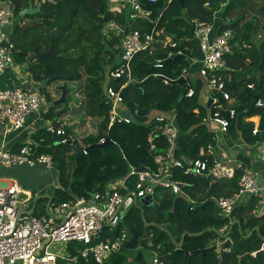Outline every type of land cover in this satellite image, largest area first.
Listing matches in <instances>:
<instances>
[{"label":"trees","instance_id":"obj_1","mask_svg":"<svg viewBox=\"0 0 264 264\" xmlns=\"http://www.w3.org/2000/svg\"><path fill=\"white\" fill-rule=\"evenodd\" d=\"M8 1L14 8V15L22 21L20 12L28 6L29 0ZM107 3L108 0L46 2L42 5L40 14L24 17L34 23L40 22V26L23 33L21 26L17 24L11 35L15 61L27 64V70L36 83L43 85L44 80L52 75V67L60 58V72L67 78L57 81L63 82L67 89V102L69 93L81 95L72 110L81 118L79 126H83L86 119L94 121V132L80 140L73 134V126L65 128L64 136L51 135L44 128H38L32 134L31 138L37 144L36 154H49L53 157L58 179V186L50 198L53 206L80 198L89 200L94 193L104 194L110 182L128 175L130 166L154 171L156 166L153 156L147 150V138L155 126L154 116L148 124H144L149 113H174L178 130L174 159L181 161L187 158L195 161L208 158L207 148L215 143L213 133L207 130L205 121L209 113L215 110L208 109L201 103L205 82L199 75L195 77L189 72V60L199 53L197 43L191 35V20L212 23L214 16L219 14L222 21L227 19L229 22L225 25L222 23L218 32L228 29L232 31L229 42L231 53L225 55L226 69L221 72L224 91L232 99L230 104L223 103L224 108L235 112L230 119L226 111H221V115L229 120L228 130L223 135L225 144H233L237 133L249 143L264 139L263 118L255 136L251 134L252 124L244 121L247 117L257 115L244 113L253 96L264 103V0H185L184 8L177 2H170L158 19L156 9L162 6V0L149 5L153 11L152 22L133 21L129 24L132 30H137L142 36L154 34L156 40L150 51H140L130 61L131 81L140 83L151 77L141 87L127 83L126 76L113 81L108 78L109 71L115 69L118 63L120 38H106L101 29L109 20L124 25L125 16L109 12ZM206 3L208 7L205 6ZM248 11H252L255 17L248 18ZM159 31L162 34L155 35ZM259 35H262L260 41ZM165 40L169 44L163 46L160 42ZM35 49L38 53L52 49L53 53L30 63L28 60ZM173 55L184 58L147 70L152 60L160 63ZM184 69L187 71L186 87L175 83ZM249 71L254 74L240 77L242 73ZM70 83L76 86L75 90L67 86ZM108 85L114 90L123 86L121 109L123 112H130L138 122L137 125L114 122L108 128L109 107L104 102V88ZM249 85L252 88H248ZM188 89L193 90L191 97L186 96ZM41 90L51 102L49 94L43 88ZM56 92L61 95L59 88H56ZM60 105L63 104H52L42 119L58 126L57 119L61 115L57 108ZM69 136L76 139V142L78 140L83 147L96 145L102 138H109L114 145L107 146L103 151L92 148L85 154L70 143H61ZM153 143L155 154L165 153L167 150L161 137L155 138ZM20 147L19 144L15 145L12 151H18ZM201 149L204 150L202 155ZM37 166L42 167H35ZM172 172L173 179L182 185L183 195H174L169 190L158 188L151 206H132L115 230L105 228L93 244L106 238L114 239L122 232L126 234L127 240L120 251L110 254L103 264H141L142 256L141 259L136 256L132 261L129 253L147 248L148 242L153 245L151 250L158 251L159 260L163 264H264V213L253 214L255 201L236 206L229 218H222L218 216L212 200L230 197L237 192L239 173H235L230 179L216 180L211 177L184 175L178 169ZM126 181L131 188L135 179L128 177ZM189 207L191 209L188 212ZM31 214L40 215L36 208ZM234 221L237 224L232 225L228 237L232 242L231 247L222 250L220 254L212 250L204 255L194 253L214 246L218 239L224 241L221 235L228 232ZM224 227L227 229L220 234ZM183 235L181 249L191 253L187 259L176 253L177 244L181 243ZM158 245L160 248L156 250ZM82 248V244L70 243L66 252L75 254ZM252 253H255L254 257ZM56 264L67 263L57 260ZM74 264L96 263L92 255H89L86 259L79 258Z\"/></svg>","mask_w":264,"mask_h":264},{"label":"built area","instance_id":"obj_2","mask_svg":"<svg viewBox=\"0 0 264 264\" xmlns=\"http://www.w3.org/2000/svg\"><path fill=\"white\" fill-rule=\"evenodd\" d=\"M157 1L108 0L109 10L113 14L122 13L123 8L128 10L126 25L109 20L103 24L101 29L102 35L106 38L114 36L120 38V55L115 69L109 71L110 81L126 76L127 83H129L131 81L130 61L133 56L140 51L152 49L156 41L154 34L142 36L137 30H132L129 24L133 21L152 22L153 11L149 5L156 4ZM205 6L208 7V3ZM13 15L14 8L11 2L0 0V76L11 69L14 64L13 46L6 30L11 26ZM228 22L225 19L223 24ZM190 25L193 39L202 54L199 75L205 82L208 98L212 100L211 108L215 110L209 113L206 120L213 123L218 132L224 135L229 127V120L221 115V111H226L230 119L235 115L233 109L225 110L224 108L223 103L230 104L232 99L224 91V81L221 76V72L226 69L224 57L231 53L229 42L232 39V31L224 30L212 37L214 28L212 23L196 20ZM158 34H162V31L155 32V35ZM160 43L166 46L169 41L165 40ZM186 73L185 69L182 70L180 77L186 79ZM164 83L167 84V81ZM122 88L123 86L114 90L110 85L104 88V102L109 107L108 128L114 122L128 123L121 109ZM248 88H252V85ZM192 95L193 90L188 89L186 96L191 97ZM48 105L46 95L35 87H0V130L3 136L23 129L26 120L31 115L39 117ZM255 106L264 107V103L257 99ZM173 119L169 120L160 113L153 117L155 126L147 138L148 151L154 153L153 141L158 137H161L167 145L165 153H154L153 162L156 166L154 171L147 168L140 171L131 166L128 175L123 180L113 183L104 194H92L89 200L81 198L56 206L50 203L45 214L35 216L25 210V200L22 197L24 191L18 181L0 178V181H7V187L0 188V264H56L57 260L74 264L79 258L86 259L89 255H92L96 264H103L110 254L119 252L127 240L126 234L122 232L114 239L106 238L93 244L92 242L99 238L105 228L115 230L132 206H142L140 199L145 196L154 197L158 188L169 190L174 195H183L181 183L173 179L174 169L182 171L184 175L211 177L216 180L230 179L235 173H239L237 192L230 197L212 198L216 212L222 218H229L236 206L251 200L264 206V183H260L256 174L241 163L230 164L219 161L211 153L213 147L207 148L208 158L190 161L185 166L181 161L174 159L173 152L176 147L178 130ZM57 124L58 126L47 121L43 128L51 135L64 136V125L58 119ZM257 133L258 129L254 127L252 134ZM69 140L73 139L64 138L61 143ZM104 141L105 138H102L98 144ZM36 147L35 142L29 141L21 145L18 151H12L1 145L0 170L24 165L31 168L40 165L47 170L54 169L53 157L49 154H36ZM128 177L135 179L131 188L127 185ZM226 229L227 227L221 229L220 234ZM220 242L218 239L214 243L216 245ZM55 243L66 244V251L70 243L82 244L83 248L75 254L66 252V256H58L50 250ZM152 246L151 242H148L146 246L153 253L151 264H163L157 252L151 250ZM159 248L158 245L156 250Z\"/></svg>","mask_w":264,"mask_h":264},{"label":"crops","instance_id":"obj_3","mask_svg":"<svg viewBox=\"0 0 264 264\" xmlns=\"http://www.w3.org/2000/svg\"><path fill=\"white\" fill-rule=\"evenodd\" d=\"M29 1L32 3L33 7H37L39 4L42 3L43 0H40V1L29 0ZM46 2H50V1H46ZM46 2H43L42 5L44 3H46ZM52 2H53V0H52ZM52 2H50V3H52ZM164 3H168L169 4L170 2H168V0L167 1L162 0V5ZM184 4H185V2H184ZM184 4H183V7H181V8H184ZM42 5H41V8H42ZM28 6H29V2H28ZM28 6L25 9H27ZM107 6H108V11L110 12V10H109V6L110 5L108 3H107ZM25 9H23V10H25ZM127 12H128L127 8H123L122 9V13L115 14V15H118V16L119 15L125 16L124 25H126L127 22H128ZM40 13H38V14H40ZM182 13L184 14V12H182ZM38 14H35V15H38ZM31 16H34V15H31ZM25 17H27V16H25ZM192 21H196V20H191L189 22V24H191ZM223 22H224V20L222 21V18H221V16H219V14H216L214 16V19L212 21V24L214 26L212 37L216 33H219L218 32L219 26H221ZM17 24H19L20 26H23V25H29V26L37 25V26H40L41 25L40 22L39 23H34L31 19H24V17H23V19L21 21L15 15H13V20H12L11 26L7 30V32L10 35V39H9L10 42H11V35L14 33V29H15V26ZM37 26H35V27H37ZM35 27L29 28V29H33ZM190 27H191V25H190ZM29 29H27L26 31H28ZM192 39H193V36H192ZM11 44H12V42H11ZM12 46H13V44H12ZM12 49H13L12 57H13L14 64H15V66H18V68H15V69L18 70L17 77H16L17 78L16 82H18V83H14L16 85H13V86L8 85L7 82L9 80V78H11V76H8V74H7L8 72H7V73H4L3 75L0 76L1 80H4V81L6 80L4 83H2L0 85L2 86L4 84V87H11V88L12 87H35L41 93L44 94V92H42L41 89L43 88L44 91L46 92V89L49 87L50 83L45 85L44 82H43V85H42L40 83L34 82L32 80V78H31V74L27 70V64H25V63L24 64H20V63H17L15 61V59H14V56H15L14 47ZM32 56H33V54H32ZM118 58H119V55H118ZM118 58H117V62H118ZM201 59H202V54L199 51V53L195 57H193V58H191L189 60V64H190V71L189 72L195 77H198V75L200 73ZM28 62H29V60H28ZM252 73H253V71H249L247 73H242L240 77H248V76L252 75ZM199 77L201 78L200 75H199ZM201 80L204 82V80L202 78H201ZM14 82H15V80H14ZM208 100H209V98H208V95H207V92H206V89H205V86H204L203 90L201 92V103L207 106ZM51 105H52L51 102H49V105L47 106L45 112L41 113L39 115V117L37 115H33L35 117V119H34V117H32L30 120L27 119L23 129H21L20 131L9 133V134H7L5 136H3L2 132H1L0 133V146L3 145L5 148L12 150V148L15 145H18V144L19 145H23L25 142H28V141L29 142H34L32 140V138H31L32 134H34L35 131L38 128H43L44 124L47 122L46 120L42 119V117H43V114H45L49 110V107ZM53 105H54V103H53ZM209 109H211V107ZM124 113L125 112L122 111L123 116H124ZM155 113L156 112H153L151 114L155 115ZM254 113L257 114V115H254L252 117H247L244 121L246 123H251L253 129H254V127H256L258 129V132H259L260 120H261V118L264 119V114L263 113H259V112H254ZM71 117L72 116H69L68 114H65L63 118H61V116L58 117V120L61 121L64 126L66 125L67 127H71V126L75 127L74 128V132H73L74 135L76 133H78V132L82 133L83 130H84V127L88 124L87 120H89V119H86L85 120V124L80 127L79 126V124L81 122L80 116L79 117H73V118H71ZM63 120L66 122V124L63 123ZM150 120H152V118H150ZM205 123H206L207 130L210 131L211 133H213V138H214V143L215 144H214V146H212L213 148L211 150V153L214 154L215 157L217 159H219V161H222V162H225V163H230V164L241 163L242 165L248 167L250 170H252L256 174V176L258 177V180L260 181V183H264V139L262 141L259 140V141H256L254 143H249V142H245L243 140V138L241 137L240 133H237L236 139L234 140L233 144H232V142H231V144H225L224 139H223V135H221L218 132L217 127L215 125H213V123H211V122H209L207 120L205 121ZM174 124H175V120H174ZM65 128L66 127H64V130H65ZM251 134H252V131H251ZM85 136L86 135H84L83 137H85ZM252 136H255V135L252 134ZM69 138H72V137L69 136ZM73 140H76V139H73ZM77 142H79V141L77 140ZM203 151H204L203 149L200 150V155H202L204 153ZM181 162L184 165H187L190 162V160L187 159V158H183L181 160ZM56 175H57V173H56ZM124 178L125 177H123L122 179H118V180H116V181H114L112 183L110 182L108 184V186H106V189H109L113 185V183H115L117 181H120V180H123ZM57 186H58V179H57V185L52 189V191H50L48 194L38 198L35 202L32 201V199L35 196L34 192L33 191H29L28 189H26L24 187L23 188L24 193H23L22 197L25 200L24 201L25 210L27 212L31 213L34 210V208H36V212L37 213H40V215L45 214L46 211L49 208L50 203H51V199L50 198H51V196L53 194V190ZM243 205H246V204H243ZM263 213H264V206L256 204V207L253 210V214L262 215ZM141 256H142V253H141Z\"/></svg>","mask_w":264,"mask_h":264},{"label":"rangeland","instance_id":"obj_4","mask_svg":"<svg viewBox=\"0 0 264 264\" xmlns=\"http://www.w3.org/2000/svg\"><path fill=\"white\" fill-rule=\"evenodd\" d=\"M247 17L253 18V17H255V14L252 11H248ZM6 30H8V28ZM261 39H262V35H259L258 41H260ZM15 68H18V66H15V64H13V67L7 71L8 73L6 72L8 74V76H11V78H9V80L7 82V84L10 86L16 85L14 83H18V82H16L18 70ZM253 74H254V72L252 73V75ZM14 80H15V82H14ZM5 81L1 80V78H0V84L4 83ZM61 86H64L63 82L54 81L46 89V92L49 94L50 99H52L51 104H53L59 98L60 93L56 92V88H60ZM67 86L71 87L72 90L76 89V86L72 83L67 84ZM1 87L4 88V84ZM263 90H264V88H263ZM77 94L78 95H72L71 93H69L68 94L69 101L67 102V104L66 105H60V107L57 108V110L60 111L59 114L61 115V118H63L65 114L72 116L71 118L79 117V115L74 114L72 112V110L76 107V103H77L78 99L81 98L80 93H77ZM163 115L167 119L172 120L174 113L171 112V113L163 114ZM153 116H154V114L149 113L148 120L144 124L145 125L148 124L150 118H152ZM32 117H34V116L33 115L30 116L28 118V120H30ZM34 119H35V117H34ZM87 121H88V124L84 127L83 132L82 133L78 132L75 134V136H76V138H78V140H80L84 135H88V134H91L94 132V129L92 126V123L94 121L93 120L92 121L87 120ZM63 123L66 124V122L64 120H63ZM64 127H67V126L65 125ZM0 178L16 180L20 183L21 187L23 186L26 189H28L29 191H33L35 194L34 198L32 199L33 202H35L38 198L48 194L57 185L56 170L55 169L47 170V169H45L43 167H39V166L31 168V167L24 165V166L10 167V168H2L0 170ZM6 187H7V181H0V188H6ZM50 250L52 253H54L58 256H66V244H64V243H55L51 246ZM138 252L139 251L136 250V251H131L129 253V257H130V259H132V261H134ZM140 252L142 253V257H143V261L141 264H151L152 259H153V253L146 248H141Z\"/></svg>","mask_w":264,"mask_h":264},{"label":"water","instance_id":"obj_5","mask_svg":"<svg viewBox=\"0 0 264 264\" xmlns=\"http://www.w3.org/2000/svg\"><path fill=\"white\" fill-rule=\"evenodd\" d=\"M46 1L52 2V0H43L42 3L46 2ZM171 2H177L178 4H180L181 7H183L185 0H171ZM42 3L39 4L37 7H33L32 3L29 1L28 8L23 10L20 13V16L23 18L25 16H31V15H35V14L40 13ZM167 5H168V3H164L161 7L156 9V19H158L160 17V15L164 12ZM35 26H37V25H31V26L23 25V26H21V28L23 29V32L25 33L27 29L35 27ZM52 53H53L52 49H49L47 52H44V53H38L36 50H34L33 56L29 59V62H33L37 58H41L45 55H49ZM181 58H184V57L181 55H173L170 58H168L166 61L160 62V63H157L156 61L152 60L150 66L148 67L147 70H149L152 67H155L157 65L161 66V65H164L166 63H169V62H172L174 60L181 59ZM52 70H53L52 75L44 80L45 85L52 82V81H57L59 79H66L67 78L66 76H64L60 72V58L57 59L56 65L54 67H52ZM149 78H151V77H147L144 81H142L140 83H135V81L132 80V81H130L129 84L141 87L147 80H149ZM175 83L182 84L185 87L187 85L186 79L184 77H180L179 79H177L175 81ZM59 89L61 91V95H60L59 99H57L54 102V105H58V104L66 105L67 104V89L65 88V86H61ZM256 101H257V97L253 96L252 102L250 103L249 107L244 111L245 114H251L254 112H259V113L264 114V107H256L255 106ZM211 103H212V100L209 99L207 102V108L208 109L211 107ZM124 118H125V120H127L128 123H132L135 125L138 124V122L134 119V117L132 116V114L130 112H125ZM68 143L72 144L73 146H75L77 148V150L82 151L85 154L88 153V151L92 148H98V149L104 150L107 146L114 145V143L109 138H106L102 144H96V145H92V146H88V147H83L82 145H80L78 142H76L74 140H70V141H68ZM147 150H149L148 147H147ZM150 154H151V156H154L153 152H150ZM139 170L144 171L145 169L139 168ZM206 178H208V177H206ZM140 203L142 204V206H151L153 204V197L145 196L142 199H140ZM190 208L191 207H189L188 212H189ZM234 224H237V221H234L231 224V226L229 227V230L226 234L221 235L222 238L224 239V241H222L219 244H216L210 248L197 250L194 253H199L201 255H204L207 251L212 250V251H215L216 254H220L222 252V250H226L229 247H231L232 242L228 237L230 234L231 227ZM255 230L257 231V229H255ZM183 238H184V235L182 236L181 243L177 244L176 253L183 255L185 257V259H187V257L191 253L182 251L181 244H182ZM252 256L254 257L255 253H252ZM137 259H141V253L140 252L137 254Z\"/></svg>","mask_w":264,"mask_h":264},{"label":"clouds","instance_id":"obj_6","mask_svg":"<svg viewBox=\"0 0 264 264\" xmlns=\"http://www.w3.org/2000/svg\"><path fill=\"white\" fill-rule=\"evenodd\" d=\"M70 141V140H69ZM68 143V142H67ZM79 143V142H78ZM80 144V143H79ZM81 145V144H80Z\"/></svg>","mask_w":264,"mask_h":264}]
</instances>
